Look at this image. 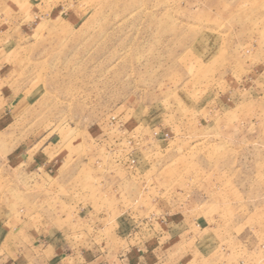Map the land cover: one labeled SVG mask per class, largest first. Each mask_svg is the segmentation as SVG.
Wrapping results in <instances>:
<instances>
[{"label":"rangeland","instance_id":"rangeland-1","mask_svg":"<svg viewBox=\"0 0 264 264\" xmlns=\"http://www.w3.org/2000/svg\"><path fill=\"white\" fill-rule=\"evenodd\" d=\"M0 8L9 83L29 96L0 136L2 198L24 211L32 196L34 220L59 211L71 231L79 208L111 214L132 245L184 222L194 264H264V0Z\"/></svg>","mask_w":264,"mask_h":264},{"label":"crops","instance_id":"crops-1","mask_svg":"<svg viewBox=\"0 0 264 264\" xmlns=\"http://www.w3.org/2000/svg\"><path fill=\"white\" fill-rule=\"evenodd\" d=\"M2 24L3 16L0 14V136L10 131L20 117L22 107L29 103V96L18 94L17 87L9 83L7 74L11 67L6 59L18 53L16 46L8 48L14 43L13 36L9 29L2 28ZM28 153L24 151V155L19 158L25 165L24 169H39V166L34 167ZM17 161V157L8 161L14 166L11 168L17 167ZM40 169L59 174L61 162L55 168L42 165ZM38 181L42 187L49 183V180ZM5 183L6 180H0V186ZM41 200H46L44 193ZM28 201L29 208L19 211L16 203L0 195V264H194L197 260L194 258L192 242L193 226L184 222L153 225L149 240L132 245L120 235L123 232L122 222L118 219L113 222L111 214L79 208L74 216L84 224L79 221L76 229L72 228L71 231L59 226V219L63 220L65 216L59 211L56 214L42 211L41 221L34 220L36 216L31 213L33 210L30 207L32 196ZM50 215L56 218L55 226L49 224L47 218ZM77 226L84 228L78 230ZM70 233L81 235L78 238L75 235L71 237ZM94 234H103V237L94 239Z\"/></svg>","mask_w":264,"mask_h":264}]
</instances>
